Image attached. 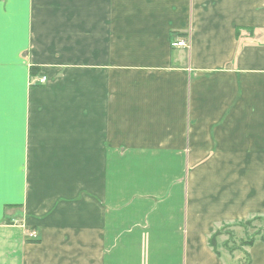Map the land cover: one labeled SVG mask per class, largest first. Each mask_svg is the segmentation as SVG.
I'll return each mask as SVG.
<instances>
[{
    "label": "crops",
    "instance_id": "0c3cea01",
    "mask_svg": "<svg viewBox=\"0 0 264 264\" xmlns=\"http://www.w3.org/2000/svg\"><path fill=\"white\" fill-rule=\"evenodd\" d=\"M0 14V264H239L209 238L264 222V0Z\"/></svg>",
    "mask_w": 264,
    "mask_h": 264
},
{
    "label": "rangeland",
    "instance_id": "374dc122",
    "mask_svg": "<svg viewBox=\"0 0 264 264\" xmlns=\"http://www.w3.org/2000/svg\"><path fill=\"white\" fill-rule=\"evenodd\" d=\"M45 83V82H44ZM253 218H248L246 220H250ZM244 220V221H246ZM232 224V223H230ZM225 225H227L225 223ZM258 230L261 231V233L264 232V222L261 219H257L252 221L251 225H246V226H242V225H230L229 227H225V231L223 232V234L219 237L218 239V247L220 252H222L224 254V257L226 259H232V258H238L241 255V261H244L246 259V257H244V254L241 252V250H237L235 248V250L230 251L228 248L232 247H238L241 244V240L243 239H247L248 236L250 235H254V233H256ZM228 231H233V235L232 238L231 236H229L227 234ZM258 238V237H257ZM226 240H229L228 246L227 247H223L222 243ZM245 249V251H247V246L243 247ZM236 259H232L229 260V262H231L232 264H235ZM228 263V264H231Z\"/></svg>",
    "mask_w": 264,
    "mask_h": 264
},
{
    "label": "trees",
    "instance_id": "16d2710c",
    "mask_svg": "<svg viewBox=\"0 0 264 264\" xmlns=\"http://www.w3.org/2000/svg\"><path fill=\"white\" fill-rule=\"evenodd\" d=\"M31 72H34L33 71V68H32V71ZM253 219L254 220H257V219H260V217H256V218H253ZM253 219L246 220V221H244V220L243 221H239V222H237L235 224H227V225L224 224L221 228L217 229L210 236V238H209L210 245L214 248V250L217 253H219L220 250H219V247H218V239L223 234V232L225 231V227H227V226L229 227L230 225H242V226L251 225ZM227 234L229 236H231V238H232L233 231H228ZM257 237L258 238L260 237L261 239L264 240V232L261 233V231L258 230L256 233H254V235H250V236H248L247 239L241 240V244L238 247H234V248H232V247L230 248L229 247L228 248L230 251H233L236 248L237 250H241V252L244 254V257H246V259L244 261H241L239 264H249L250 263V260H251L250 259V255H249V253L247 251H245V249L243 247L244 246H247V247L251 246L254 243V241L257 239ZM228 243H229V240H226V241H224L222 243V246L223 247H227L228 246Z\"/></svg>",
    "mask_w": 264,
    "mask_h": 264
},
{
    "label": "built area",
    "instance_id": "2783aa9c",
    "mask_svg": "<svg viewBox=\"0 0 264 264\" xmlns=\"http://www.w3.org/2000/svg\"><path fill=\"white\" fill-rule=\"evenodd\" d=\"M188 43H189V41L187 42V41L181 40V41H179V42H177V43H175V44H176V45H179V46H189ZM38 81H39L40 83H44V82L47 81V78H46L45 76H43V77L39 78ZM29 237L32 238V239H36V238H38V233H37L36 231H31V232L29 233Z\"/></svg>",
    "mask_w": 264,
    "mask_h": 264
},
{
    "label": "snow or ice",
    "instance_id": "6c2138e0",
    "mask_svg": "<svg viewBox=\"0 0 264 264\" xmlns=\"http://www.w3.org/2000/svg\"><path fill=\"white\" fill-rule=\"evenodd\" d=\"M2 27H3L2 14H0V37H2Z\"/></svg>",
    "mask_w": 264,
    "mask_h": 264
}]
</instances>
